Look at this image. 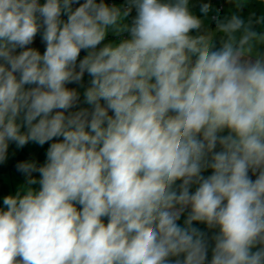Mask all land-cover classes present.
<instances>
[{
    "label": "clouds",
    "instance_id": "1",
    "mask_svg": "<svg viewBox=\"0 0 264 264\" xmlns=\"http://www.w3.org/2000/svg\"><path fill=\"white\" fill-rule=\"evenodd\" d=\"M229 2L210 29L190 0H0V164L55 141L16 165L0 264H264V16Z\"/></svg>",
    "mask_w": 264,
    "mask_h": 264
},
{
    "label": "crops",
    "instance_id": "2",
    "mask_svg": "<svg viewBox=\"0 0 264 264\" xmlns=\"http://www.w3.org/2000/svg\"><path fill=\"white\" fill-rule=\"evenodd\" d=\"M39 2L43 4L44 2H46V0H39ZM83 2L84 0H80V3H83ZM206 3L211 4L212 6V11L209 13L207 18L203 17V14L200 12L201 5L206 4ZM78 6L79 5H75V7H78ZM219 6H222V10L220 13L221 19L226 16H231L233 13L237 12L234 2L230 3L229 0H190V9L193 12V14L201 17L202 19H204V21L209 22L210 20L211 24L213 25V26H210V24L207 25V27H209L210 29L215 28V21H213L212 19V14L217 13V11L219 10L218 8ZM253 13L255 14L253 19L264 16V0H247L246 5L242 8V10L239 11V14L245 20H247L250 16H252ZM135 16H136V12L133 9V11L131 12L128 18V23H131L132 19ZM255 28L257 31H264V25H255ZM193 34L195 35V32ZM118 39L119 37H116L110 33L104 43H107L108 41L118 40ZM216 44H217V47H219V34L216 37ZM28 47L37 48L42 54L46 48V45L42 42L41 36L37 35L34 43L32 45H29ZM85 55H86V52L82 51L80 59H82ZM89 77L90 76L87 73H85V76L82 81V86L80 84H75V83L67 85V87L75 88L81 93V104L79 105V107L81 108H86L85 104L82 102H83V92L88 86H90L88 84H84L86 80L89 79ZM73 110H76V109H73ZM29 146H30V142L27 145H25L23 148H17L15 143H11L9 146V154H8L7 161L3 164H0V208L5 207L3 204V200L6 196L10 195L8 192L14 193L16 187L20 189L21 186L26 183L25 175L17 171L16 165L20 162L30 160L31 155H30ZM35 161H38V160H35ZM211 173H207V171H205L202 174L204 176H208V175H211ZM250 176L252 177L253 180H255L256 177L252 176L251 173H250ZM192 190L194 191L195 188H193ZM186 215L187 213H185V215L181 217V220L178 221V224H180V226H183ZM193 226L205 232L209 238L215 232H218V229L209 230L205 224H201L199 222H194ZM211 246H214V241L210 240V248L208 252V262L209 263H210L211 255H212Z\"/></svg>",
    "mask_w": 264,
    "mask_h": 264
},
{
    "label": "rangeland",
    "instance_id": "3",
    "mask_svg": "<svg viewBox=\"0 0 264 264\" xmlns=\"http://www.w3.org/2000/svg\"><path fill=\"white\" fill-rule=\"evenodd\" d=\"M124 3H125V0H116L115 1V4L116 5H123ZM73 7L75 8V5H73ZM64 18L66 19V16ZM204 23H205V27L206 28H209V27H207V25H209V24H210V26H213L211 24V21L210 20H209V22L204 21ZM90 80H91V77H89V79L86 80V82L84 84L90 85ZM85 106L88 107V105H86V104H85ZM52 142H55V141H50V142L46 143L43 146H40L38 144H35V143L30 142V146H29L30 155H31L30 156V160H32V161L38 160V161H35V162L39 163L38 165H42L45 162V160H46V152H47V149H48L50 143H52ZM217 151H219V146L217 148ZM211 172H212L211 169H208L207 170V173H211ZM33 176L36 177V178H38V173H34ZM32 187L38 189L39 188V185L38 184L37 185H33ZM18 190L19 189L16 187L14 193H16ZM8 193L11 194V195H14V193H12V192H8Z\"/></svg>",
    "mask_w": 264,
    "mask_h": 264
},
{
    "label": "trees",
    "instance_id": "4",
    "mask_svg": "<svg viewBox=\"0 0 264 264\" xmlns=\"http://www.w3.org/2000/svg\"><path fill=\"white\" fill-rule=\"evenodd\" d=\"M115 1H116V0H103V2H105V3H109L110 5L115 4ZM97 2H100V0H97ZM219 7L222 8V6H219ZM219 7H218V8H219ZM217 10H218V9H217ZM221 10H222V9H221ZM220 13H221V12H218V11H217V13H213V14H212V19H213V16H214L215 14H217L218 18H220ZM213 21H215V19H213ZM126 37H127V35L125 34V38H126ZM209 264H210V263H209Z\"/></svg>",
    "mask_w": 264,
    "mask_h": 264
},
{
    "label": "built area",
    "instance_id": "5",
    "mask_svg": "<svg viewBox=\"0 0 264 264\" xmlns=\"http://www.w3.org/2000/svg\"><path fill=\"white\" fill-rule=\"evenodd\" d=\"M221 9H222V8H221V7H219V10H218V12H221ZM214 17H215V18H218L217 14H215V15L213 16V18H214Z\"/></svg>",
    "mask_w": 264,
    "mask_h": 264
}]
</instances>
